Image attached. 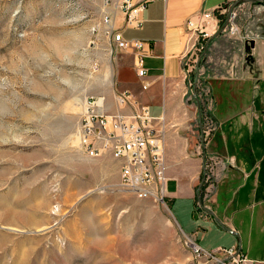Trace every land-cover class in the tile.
<instances>
[{
	"label": "rangeland",
	"instance_id": "obj_1",
	"mask_svg": "<svg viewBox=\"0 0 264 264\" xmlns=\"http://www.w3.org/2000/svg\"><path fill=\"white\" fill-rule=\"evenodd\" d=\"M120 2L0 0V264H201L165 200L124 191L112 157L80 147L86 100L103 97L111 112L122 52L105 19ZM215 15L199 68L215 67L212 51L261 70L264 0H231ZM230 16L235 35L223 31Z\"/></svg>",
	"mask_w": 264,
	"mask_h": 264
},
{
	"label": "crops",
	"instance_id": "obj_2",
	"mask_svg": "<svg viewBox=\"0 0 264 264\" xmlns=\"http://www.w3.org/2000/svg\"><path fill=\"white\" fill-rule=\"evenodd\" d=\"M230 1L150 2L142 11L141 28L125 27L120 6L105 7L116 15L114 28L122 30L128 41L146 42L147 53V75L140 78L135 51L121 50L114 60V94L107 95V102L111 112L120 111L115 96L128 92L149 107L151 126L164 147L165 201L183 235L207 251L240 246L253 264H264V54L261 70L244 69L237 61L227 67L212 51L208 54L215 67L204 72L200 66L198 76L213 98L214 129L209 135L202 133L198 99L185 96L184 72L190 57L184 58L189 51L186 22L197 12ZM211 45L220 47L216 42ZM145 82L149 83L146 89ZM113 160L119 175L120 162ZM206 166L213 172V183L209 184L210 200L200 207L196 201Z\"/></svg>",
	"mask_w": 264,
	"mask_h": 264
},
{
	"label": "built area",
	"instance_id": "obj_3",
	"mask_svg": "<svg viewBox=\"0 0 264 264\" xmlns=\"http://www.w3.org/2000/svg\"><path fill=\"white\" fill-rule=\"evenodd\" d=\"M157 0H121L120 7L125 15V27L141 28L142 11L150 2ZM166 1V0H164ZM217 7L213 10H204L191 15L187 22L188 49L184 58L189 55L186 63L185 79L188 80V89L185 96L189 100L198 99L202 116V133L209 135L214 129V119L211 116L213 98L210 91L203 84L200 75L192 82L190 77L197 70L200 73L199 63L208 49V41L221 24ZM234 15V14H233ZM224 27L223 31L235 35L237 27L232 22ZM108 28L106 34L119 50L132 48L135 51V70L140 78H145L146 42L142 40L128 41L123 31L115 29L107 17ZM148 82L143 84L146 89ZM115 103L121 109L117 112H108L105 98L92 97L86 100L78 130L80 147L90 158H100L110 155L120 162V188L139 199L165 200V185L167 181V166L164 156L162 139L155 133L151 124L152 116L148 106L134 100L130 93H119L115 96ZM127 111H124L126 110ZM129 110V111H128ZM210 183H213V172L209 167L204 168L203 179L198 192V205L210 200ZM185 246L191 254L201 261V264H253L240 246L219 248L214 251L202 249L196 240L186 236Z\"/></svg>",
	"mask_w": 264,
	"mask_h": 264
},
{
	"label": "water",
	"instance_id": "obj_4",
	"mask_svg": "<svg viewBox=\"0 0 264 264\" xmlns=\"http://www.w3.org/2000/svg\"><path fill=\"white\" fill-rule=\"evenodd\" d=\"M250 1H256V0H250ZM225 27V26H224ZM198 108H199V106H198Z\"/></svg>",
	"mask_w": 264,
	"mask_h": 264
}]
</instances>
